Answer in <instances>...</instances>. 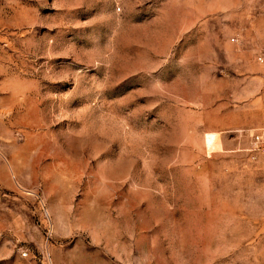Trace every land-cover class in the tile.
Instances as JSON below:
<instances>
[{"label": "rangeland", "instance_id": "obj_1", "mask_svg": "<svg viewBox=\"0 0 264 264\" xmlns=\"http://www.w3.org/2000/svg\"><path fill=\"white\" fill-rule=\"evenodd\" d=\"M264 0H0V264H264Z\"/></svg>", "mask_w": 264, "mask_h": 264}, {"label": "built area", "instance_id": "obj_2", "mask_svg": "<svg viewBox=\"0 0 264 264\" xmlns=\"http://www.w3.org/2000/svg\"><path fill=\"white\" fill-rule=\"evenodd\" d=\"M252 151L264 154V128L253 130L251 133ZM42 264H51L49 260H44Z\"/></svg>", "mask_w": 264, "mask_h": 264}]
</instances>
